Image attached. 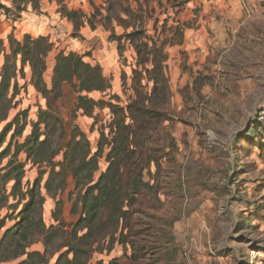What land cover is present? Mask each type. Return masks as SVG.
<instances>
[{"label": "rangeland", "instance_id": "obj_1", "mask_svg": "<svg viewBox=\"0 0 264 264\" xmlns=\"http://www.w3.org/2000/svg\"><path fill=\"white\" fill-rule=\"evenodd\" d=\"M116 1L112 9L110 0H0V117L8 116L0 124V140L7 123L18 115L24 128L13 140L16 125L3 136L0 154L11 141L12 146L0 156V169L12 159L14 143H23L31 134L41 110L49 113L40 125L42 139L48 137L59 151L51 165L34 164L26 152L18 155L25 165L21 192L33 188L39 178L22 242L30 243L28 251L44 254L43 259L35 258L39 264H56L67 250L65 243L81 215L83 192L72 175L51 172L61 170L74 132H83L92 155L104 145L96 156L99 168L91 185L96 184L109 165L112 113L110 107L99 106L85 114L77 108L78 93L70 84L63 86L61 97L51 95L50 105L35 89L29 64L12 55L14 42L27 34L49 37L53 49L44 73L49 88L60 52L99 64L111 88L84 95L126 107L138 96L136 81L140 92L153 85L145 73L134 76L135 69L143 68L145 47L140 56L132 43L118 39L137 28L144 34L133 44L148 42L152 60L161 61L164 55V77L151 99L155 113H160L146 132H125L129 143L122 153L124 164L142 171L143 181L139 175L131 205L125 201L124 209L132 210L125 228L123 221L117 224L106 216L95 223L105 234L98 235L104 245L88 264H264V0H140L142 5L137 0ZM129 4L135 7L132 17L124 13ZM63 7L83 10L86 17L75 25L64 16ZM43 20L53 30L42 27ZM7 63L10 76L2 84ZM128 176L115 188L122 195ZM13 184H6L7 194ZM16 202L12 195L0 201V219L6 217L2 234L19 221L16 214L24 201L12 213L9 205ZM44 225L53 228L46 232ZM122 230L127 244L118 241ZM195 244H201L203 252H197ZM4 250L0 256L11 254ZM25 258L0 264H18Z\"/></svg>", "mask_w": 264, "mask_h": 264}, {"label": "trees", "instance_id": "obj_2", "mask_svg": "<svg viewBox=\"0 0 264 264\" xmlns=\"http://www.w3.org/2000/svg\"><path fill=\"white\" fill-rule=\"evenodd\" d=\"M129 1V0H126ZM151 0H146L149 4ZM154 1V0H153ZM110 7L115 8V3L119 1L110 0ZM138 4H141L140 0H137ZM122 3H120L121 5ZM142 5V4H141ZM123 10V9H122ZM135 11V7L129 4L124 13L130 17ZM64 16L73 22L75 25L78 24L79 18H85L86 14L83 10H69L63 7ZM117 19L123 20L122 18ZM91 18V17H90ZM88 19V24L91 28H94V24L91 19ZM127 29V27H125ZM139 34H144V31L138 30L137 28L131 32H125L118 36L121 40L124 37L127 41L132 43L138 54L141 56L143 52L142 46L147 50L144 63L142 64V70L135 69L134 76L138 79V76L145 73L148 77V83L152 82L153 85L151 90L140 92L138 86L140 84L135 82L134 89L137 93V97L134 98L126 107L114 104L110 101L96 100L91 97H87L84 93L91 92H106L111 88L110 79L104 74L102 67L99 64H92L84 60V57L76 53L60 52L57 56V63L54 69L52 87L49 88L44 81V73L47 70V56L53 49V43L47 36H39L37 38L27 34L23 41H15L12 46L13 56H21L22 63L29 64L32 71V83L38 92H41L43 96L48 99L51 105V95L54 99L62 96L63 86L65 84L73 85L77 96V108L84 111L85 114L91 115L95 108L101 106L110 107L112 113V120L108 125V135L111 136L108 146L110 151L107 154V161L109 162L107 170L101 175L100 179L96 184H92L95 172L98 171L97 155L104 151V145L100 144L99 151L92 155L91 146L86 134L83 132H74L71 140L66 146L64 153V159L60 163L61 170L56 172L52 169L51 174L55 175L64 171L65 178L68 175L76 181V188H81L83 192L80 196L81 199V215L78 222L75 224L73 230L70 232L71 237L68 242L65 243L67 250L62 252L57 260L56 264H88V261L92 257L93 253L98 249L103 250L100 236L101 230L95 229V223L99 220L102 223L103 218L106 216L108 220L113 219L117 224L123 221V228L125 224L129 222L132 214L131 208H125V201H128V206L131 205L129 201L133 198L137 192L136 188L138 185L139 178L141 175V181H143V172L132 171L128 167L126 168L123 160L122 153L128 149L127 144L129 143V135L126 136V131L135 132L136 130L144 133L150 125L158 118L159 110L155 113V107L152 106V97L159 90V80L164 77L162 61L152 60L149 51L148 42H141L140 45H135L136 37ZM155 58V56H154ZM166 58V56H165ZM161 64V65H160ZM149 65H152L150 67ZM10 68L8 63L5 65L3 72L2 84L5 83V78L9 77ZM166 90V89H165ZM144 95V98L140 95ZM15 96V94H14ZM13 96V98H14ZM142 98V99H141ZM141 99V100H140ZM12 103V99H9ZM11 103L7 109L11 108ZM155 113V115H154ZM43 115H49L46 110L40 111V119L34 124L33 131L29 136L26 137L23 143L15 142L16 151L12 156V159L8 164L0 169V201L9 199V195H12L17 199L16 203L10 204L9 208H12V213H15L22 204L21 210L16 214L19 220L15 225L7 228L3 234L2 231L6 226V217L0 219V254L1 250L5 249L8 254L4 252V255L0 256V262L9 261L10 259H17L22 256H26L24 260L18 264H39L35 261V258H42L44 254L40 251H28V242H22L24 239L23 229L26 223L30 222L31 214L35 207L36 200V189L39 183V178L36 180V185L26 193H22V181L24 176V162L18 160V155L21 152H26L27 157L30 158L34 164H40L48 162L50 165L58 155L59 151L49 143V138L45 137L42 139L43 133L40 132V125L47 120L43 119ZM8 119V116L0 117V124ZM130 120V122H127ZM15 132L12 135V140L16 136H21L23 132V126H19V115L11 122H8L4 132L1 134L3 142V136L6 135L8 130L15 126ZM18 125V126H17ZM47 126V124H46ZM255 127V126H254ZM105 132L102 131V138H104ZM126 137V141L122 140ZM12 146L10 142L8 148L3 150L0 156H3L7 149ZM131 178L128 182L124 183L125 190L121 194L115 190L118 180L124 177L126 174ZM65 178L61 182V186L65 184ZM9 181H14L12 192L7 194L6 184ZM120 183V182H119ZM47 189L50 190L49 183ZM61 188V187H60ZM95 190H99V194H95ZM19 191V194L16 192ZM119 193V196L116 194ZM108 212V213H107ZM117 212V213H116ZM107 220V221H108ZM53 227H46L44 225V231L48 232ZM86 230V231H85ZM125 230V229H124ZM122 230L119 238V243L127 244L128 238L124 237L125 232ZM80 231H85L81 235ZM2 234V235H1ZM112 238V242H113ZM8 242V244H6ZM98 243V244H96ZM114 244L109 246L108 251L112 249ZM135 247V244H132ZM4 250V251H5ZM43 259V258H42ZM114 260L109 264H114Z\"/></svg>", "mask_w": 264, "mask_h": 264}, {"label": "built area", "instance_id": "obj_3", "mask_svg": "<svg viewBox=\"0 0 264 264\" xmlns=\"http://www.w3.org/2000/svg\"><path fill=\"white\" fill-rule=\"evenodd\" d=\"M195 250L199 253L203 252V248L201 244H195Z\"/></svg>", "mask_w": 264, "mask_h": 264}, {"label": "crops", "instance_id": "obj_4", "mask_svg": "<svg viewBox=\"0 0 264 264\" xmlns=\"http://www.w3.org/2000/svg\"><path fill=\"white\" fill-rule=\"evenodd\" d=\"M41 23L44 25L42 27H49V29L53 30V28L51 27V25L48 26V21L43 20Z\"/></svg>", "mask_w": 264, "mask_h": 264}]
</instances>
